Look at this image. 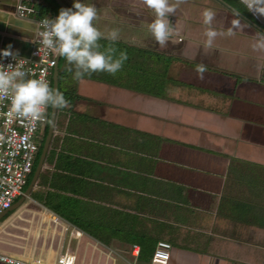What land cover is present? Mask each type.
I'll list each match as a JSON object with an SVG mask.
<instances>
[{
    "label": "crops",
    "instance_id": "crops-1",
    "mask_svg": "<svg viewBox=\"0 0 264 264\" xmlns=\"http://www.w3.org/2000/svg\"><path fill=\"white\" fill-rule=\"evenodd\" d=\"M17 2L0 0V47L28 54L38 13L29 0L32 12L17 14ZM91 4L115 18H102L103 30L119 28L120 40L178 57L144 58L147 82L155 80L161 93L85 76L75 80L81 96L73 108L120 124L125 115L139 131L183 145V155L173 161L188 172H153L146 204L135 211L142 220L133 223L131 240L112 236L104 242L58 214L50 219L58 224L57 241L66 235L62 247L57 243L52 253L39 248L34 253L30 245L0 249L48 264H63V253H72L73 264H264V32L219 0H185L168 16L175 32L161 49L148 31L154 14L143 0ZM205 9L216 13L212 27L225 33L211 48L204 35ZM200 62L207 66L203 79L195 70ZM229 72L248 78L235 80ZM39 184L40 191L44 183ZM103 195L117 207L137 200L123 187ZM157 238L170 241L165 258L152 254ZM134 241L136 255L129 251Z\"/></svg>",
    "mask_w": 264,
    "mask_h": 264
},
{
    "label": "trees",
    "instance_id": "trees-1",
    "mask_svg": "<svg viewBox=\"0 0 264 264\" xmlns=\"http://www.w3.org/2000/svg\"><path fill=\"white\" fill-rule=\"evenodd\" d=\"M224 1L264 29V16L255 10L252 0ZM31 2L38 14L48 13L57 17L60 9L63 8L55 0H31ZM99 43L106 47L109 42L102 39ZM114 46L118 49V52H127L128 60L125 61L122 69H128V72L121 73L119 71L115 76L107 72H97L92 73L90 77L105 78L112 82L117 81L128 86H133L139 90L161 93V90L155 84V80L147 82L150 74L144 65V58L151 56V54H155L163 60L178 56L175 54H165L158 50L124 40H119ZM134 56H138L139 58L134 60L136 59H133ZM63 58L59 55L57 57V88L64 93L66 99L70 101L71 106L64 109H55V115L58 111L68 112V109H70L71 129H68L69 131H65V134L61 135L59 142H52L51 139L55 130L59 132V128L56 129L53 122L40 168L34 182L29 188V192L33 190L34 193L31 194L33 197L93 237L101 239L104 242H108L112 236H121L124 239L131 240L133 238L131 234L133 223L142 220L135 211L141 205L146 204L145 199L148 197L146 192L149 189L148 180H151L154 174L150 170L148 171V168L135 167L134 169L133 165L123 168L116 167L114 163L111 165L107 164L109 161L100 158L98 153V158L97 154L94 157L88 153L90 149L86 148V141L94 143L99 150L106 143L101 138L94 139L95 130L110 133L111 136H118L117 126H128L73 108L74 100L80 97L81 94L76 90L72 74L65 72L66 63H62ZM132 69L134 70L133 72L131 71ZM229 73L235 80L248 78L237 72ZM70 74L71 82L65 81L64 78H68ZM133 75L134 79H130ZM124 77L125 80L123 79ZM261 77L264 79V75ZM62 78L65 83L60 85ZM49 84H51V78ZM48 117L49 108L46 110L45 119L41 127V137L39 138L31 169L27 173L23 188L26 186L36 162L46 131ZM140 131L144 134H150L145 130ZM92 148L95 151L98 150L93 145ZM41 182L42 184L44 183L43 190L39 191L37 188L40 187L39 183ZM117 182H121V184L117 185ZM119 187H123L125 193L136 194L137 200L134 205L131 202H125L124 207H117L114 200L103 198L105 189L110 192ZM9 210L10 208L0 216L6 214Z\"/></svg>",
    "mask_w": 264,
    "mask_h": 264
},
{
    "label": "clouds",
    "instance_id": "clouds-1",
    "mask_svg": "<svg viewBox=\"0 0 264 264\" xmlns=\"http://www.w3.org/2000/svg\"><path fill=\"white\" fill-rule=\"evenodd\" d=\"M185 0H143V3L154 14V19L147 25L148 31L161 49H166L175 32L168 16L174 15L179 5ZM74 9V10H73ZM205 25L206 46L211 48L218 36L225 35L212 27L216 13L205 9L202 13ZM98 19L95 4L81 3L74 0L71 8H62L56 18L44 17L41 25V44L44 49L62 56L66 60L65 72L71 73L73 80L79 81L92 73L107 72L115 76L125 61L126 51H119L114 46L120 40V29L113 28L107 33L99 30L94 21ZM231 35V29L228 30ZM105 39V47L99 43ZM118 53V54H117ZM0 57H11L15 64H0V105L9 102L10 115L29 120H42L49 107L64 109L71 106L59 88L52 87L46 79L28 78L29 72L24 64L11 51V46L0 51ZM196 72L203 79L207 66L200 62Z\"/></svg>",
    "mask_w": 264,
    "mask_h": 264
},
{
    "label": "rangeland",
    "instance_id": "rangeland-1",
    "mask_svg": "<svg viewBox=\"0 0 264 264\" xmlns=\"http://www.w3.org/2000/svg\"><path fill=\"white\" fill-rule=\"evenodd\" d=\"M65 1L72 7L74 0ZM101 1L105 0H79V2L86 4H91V2L100 3ZM102 13L98 11V19L94 21V24L102 32H108L109 30H103L105 28L100 27L102 18H107L110 21L115 18L113 16H104ZM62 63H66L65 58H63ZM64 80L71 82V74ZM64 80L62 78L60 85L65 83ZM69 116H71L70 109H68V112L58 111L54 116V125L56 129L59 128V132L55 130L52 135V142H59L61 135L71 129V117ZM124 116H122L124 119L122 121L125 122L122 125H127L128 127H115L118 131V136H111L110 133H105L101 130L94 131V139L101 138L106 143L99 150L94 143L86 141V148L90 149L88 153L91 156L96 157L95 155L98 153L100 156L97 154V158L99 156L109 161H106L107 164L111 165L114 163L115 166L117 164L118 167L122 168L130 167L131 165L148 168V171L150 170V172L155 174L173 175L176 172L185 171V167L182 164H176L173 161L176 158L180 159L179 157L183 155V145L169 141L167 138L154 133L144 134L142 131L132 127L130 120L128 118L125 119ZM92 145L98 150H93ZM33 193V190L30 193L28 192L14 207H10L6 214L0 216V246L12 247L13 245L15 250L22 251L30 245L34 249V253L38 248L39 250L45 249L52 253L55 246L60 244L62 247L64 245L66 235L62 234V239L57 241L60 237L58 224L50 219L54 215L47 213L49 209L44 204L29 196V194ZM112 240L115 241V239Z\"/></svg>",
    "mask_w": 264,
    "mask_h": 264
},
{
    "label": "built area",
    "instance_id": "built-area-1",
    "mask_svg": "<svg viewBox=\"0 0 264 264\" xmlns=\"http://www.w3.org/2000/svg\"><path fill=\"white\" fill-rule=\"evenodd\" d=\"M33 10L29 0H18L16 13L25 15ZM54 19L48 13L35 15L36 39L28 54L16 53L19 60H27L25 70L29 72L28 78L46 79L50 83L51 70L55 62L54 53L43 48L41 44V32L44 31L41 20L44 17ZM4 48L0 47V51ZM16 61L11 57H0V64L7 66ZM45 119V117H44ZM42 120H29L10 115L9 102L4 101L0 105V215L11 205L15 196L24 192L23 184L27 173L31 169L33 156L41 137ZM54 216H59L52 211ZM170 241L165 238H157L152 249L155 257L165 258L169 255ZM139 245L131 242L129 251L136 255ZM63 264H73V255L63 253ZM0 264H48L31 257L15 252L0 249Z\"/></svg>",
    "mask_w": 264,
    "mask_h": 264
},
{
    "label": "water",
    "instance_id": "water-1",
    "mask_svg": "<svg viewBox=\"0 0 264 264\" xmlns=\"http://www.w3.org/2000/svg\"><path fill=\"white\" fill-rule=\"evenodd\" d=\"M59 5H61L63 8H71V6L65 1V0H55ZM222 3H224L227 7L231 8L232 10H234L236 13H238L241 17H243L245 20H247L248 22H250L251 24H253L255 27H257L258 29H260L261 31L264 32V29L259 26L258 24H256L255 22H253L251 19H249L247 16H245L244 14H242L241 12H239L237 9H235L233 6H231L229 3H227L224 0H219ZM252 4L255 8V10L260 13L261 15L264 16V0H252ZM57 57L58 55H55V62L52 66V70H51V86L52 87H56L57 88ZM54 116H55V109L52 107H49V117H48V121H47V126H46V131L44 133L42 142H41V146H40V150L38 152V156L36 158V162L34 164V167L32 169V173L30 175V178L26 184V186L24 187V192L19 194L11 203L10 207L15 206L22 198L24 195H27L29 192V188L32 185V183L34 182V179L37 175V172L40 168L41 162H42V158L44 155V152L46 150L49 138H50V134H51V130H52V126H53V122H54Z\"/></svg>",
    "mask_w": 264,
    "mask_h": 264
}]
</instances>
